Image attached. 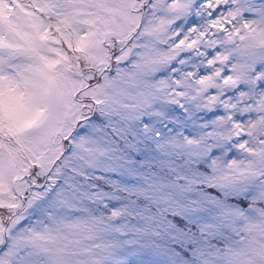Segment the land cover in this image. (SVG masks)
I'll use <instances>...</instances> for the list:
<instances>
[{"label": "rangeland", "instance_id": "rangeland-1", "mask_svg": "<svg viewBox=\"0 0 264 264\" xmlns=\"http://www.w3.org/2000/svg\"><path fill=\"white\" fill-rule=\"evenodd\" d=\"M199 2L0 0V264L127 259L126 229L115 223L125 212L104 205L134 194L99 175L116 171L120 156L102 132H130L144 116L190 128L191 138L165 140L182 168L221 153L210 175L230 207L196 264H264V92L255 87L264 3L226 0L232 10L213 21ZM193 16L199 23L187 29ZM180 105L177 120L170 110ZM216 109L222 115L205 119Z\"/></svg>", "mask_w": 264, "mask_h": 264}, {"label": "snow or ice", "instance_id": "snow-or-ice-1", "mask_svg": "<svg viewBox=\"0 0 264 264\" xmlns=\"http://www.w3.org/2000/svg\"><path fill=\"white\" fill-rule=\"evenodd\" d=\"M196 7L206 8L207 16L213 21L221 19L225 10H232L226 0H200ZM198 23V17L193 16L186 27L194 29ZM216 26V23L212 24L213 29ZM225 30L226 25H220V31ZM218 52L219 48L206 55L211 58ZM260 72L261 68H257L256 73ZM221 75L228 78V70ZM257 87L264 92V79L259 76ZM182 109L183 105H180L172 108L170 113L179 120ZM220 115L221 111L216 109L205 119ZM88 119L95 123L92 117ZM87 131L84 127L77 135ZM169 134H182L188 138L193 135L188 127H174L170 123L159 127L149 116L142 117L130 132L122 131L119 126L108 127L102 132L103 136L116 142L120 156L116 171L99 175L134 194L132 199L118 197L107 200L104 205L112 213L125 212V219L115 222L126 229L122 239L127 245V259L121 264H196L200 244L207 240L218 226L221 214L230 207L227 203L230 197L222 185L213 183L214 177L210 175V162L221 153L213 149L195 167L182 168L173 163L174 154L165 143ZM237 140L238 147L245 146L240 137ZM151 145H156L158 150ZM230 155L235 153L230 152ZM58 186L59 182L37 207L46 205ZM7 251L8 245L0 247V255ZM145 256L148 259L145 260Z\"/></svg>", "mask_w": 264, "mask_h": 264}, {"label": "water", "instance_id": "water-1", "mask_svg": "<svg viewBox=\"0 0 264 264\" xmlns=\"http://www.w3.org/2000/svg\"><path fill=\"white\" fill-rule=\"evenodd\" d=\"M65 120L67 123H71V116L70 115L66 116Z\"/></svg>", "mask_w": 264, "mask_h": 264}, {"label": "flooded vegetation", "instance_id": "flooded-vegetation-1", "mask_svg": "<svg viewBox=\"0 0 264 264\" xmlns=\"http://www.w3.org/2000/svg\"><path fill=\"white\" fill-rule=\"evenodd\" d=\"M91 101L95 104V102L93 101V99ZM76 123H77V121H76Z\"/></svg>", "mask_w": 264, "mask_h": 264}]
</instances>
